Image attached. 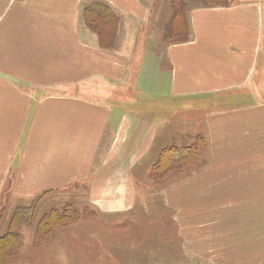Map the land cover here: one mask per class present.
Here are the masks:
<instances>
[{
    "label": "crops",
    "instance_id": "1",
    "mask_svg": "<svg viewBox=\"0 0 264 264\" xmlns=\"http://www.w3.org/2000/svg\"><path fill=\"white\" fill-rule=\"evenodd\" d=\"M159 2L0 0V218L12 206L43 204L41 197L80 186L98 212L127 214L140 199L135 171L197 137L205 138L207 166L160 194L177 238L187 235L185 219L197 216L200 225L206 217L181 203L264 196V178L217 172L230 166L221 161L230 152L225 137L247 138L250 147V131L264 121V0L193 7L188 40L156 51L142 42H166L162 28L173 16L170 2ZM94 3L118 20L113 48L101 49L83 23ZM151 23L155 35L147 34ZM157 57L166 68L155 66ZM246 144L237 150L250 153ZM233 217L210 214V264H238L219 257L240 230Z\"/></svg>",
    "mask_w": 264,
    "mask_h": 264
},
{
    "label": "rangeland",
    "instance_id": "2",
    "mask_svg": "<svg viewBox=\"0 0 264 264\" xmlns=\"http://www.w3.org/2000/svg\"><path fill=\"white\" fill-rule=\"evenodd\" d=\"M159 1L157 0V2ZM168 1L170 2V0ZM184 5L185 12L181 20L184 29L182 24H180V28L171 26L170 18L169 25L164 26L161 32L167 40L166 42L146 43L144 41L142 45L149 50L157 51L167 42L173 44L183 40L186 36L189 37L188 12L193 7L202 5L195 1ZM149 27L146 30L147 34L155 35L154 32L156 31L153 28L156 29V26L151 23V29ZM109 30L110 28L105 29L104 37L105 33L109 35ZM108 38L106 36L105 41L108 42L105 43L112 44L113 48V43H109ZM154 64L157 68H166L161 58L157 57ZM140 75L148 77L146 70H143ZM164 77H166V72H164ZM151 79L155 82L157 80L154 71ZM263 124L264 121L258 127L254 126V130L250 131V147H248V143L246 144L247 138L232 140L230 137H225V150L228 149L230 152L224 153L221 161H225L227 158L230 166L218 170V177H230L239 173L248 178H264ZM229 126L227 125V128ZM257 129L263 131L259 132ZM223 133L229 136L230 132L222 130ZM240 141H244L243 143L247 145L246 148L250 150V153L237 150L238 145L243 144ZM175 143L179 144L178 141ZM206 150L207 148L204 149V153L200 156V164L196 167L171 173L167 176L168 178L162 179L163 181H157L151 174V168L155 161L151 160L142 169L136 170L133 178L136 187L139 189L140 199L135 203L136 206L134 204L133 210L124 215L98 212L94 206L86 201L87 190L85 186L72 187L65 192H56L52 195L53 200L51 201L46 202L45 198L41 197L40 199L44 203L36 205L37 212L35 211L36 215L30 225L23 226L20 230V243L15 247L9 264H210L211 255L209 253H211L210 247L212 246L208 241L211 226L210 214H215V212L235 215L233 221L240 227V230H237L235 234H231L233 241L227 242L226 247L228 246V249L222 250L220 247L219 257L225 259L227 256L230 261L233 260L238 264H264L263 195H260L259 201L243 203H223L221 200L199 204L194 202L181 203L186 211L200 210L201 214L206 217L201 219L200 225L197 222V216L195 219L192 216L185 219L187 235H181L180 238H177V224L173 222V212L167 211L163 207L164 203L161 202L160 194L167 185L178 179L203 171V166H207L208 162ZM220 156L218 155L219 158ZM48 204L59 211L64 206L71 205L74 207L76 215L70 225L59 227L46 238L37 241L35 236L36 223L44 214ZM226 205H228L227 209L224 208ZM16 209H18L16 206H12L10 211L6 209L0 218V237L7 232V222ZM41 213L43 214L41 215ZM228 219L232 220L231 217ZM191 220H195V222L191 223ZM242 226L244 231H242ZM189 238L191 241L188 242Z\"/></svg>",
    "mask_w": 264,
    "mask_h": 264
},
{
    "label": "trees",
    "instance_id": "3",
    "mask_svg": "<svg viewBox=\"0 0 264 264\" xmlns=\"http://www.w3.org/2000/svg\"><path fill=\"white\" fill-rule=\"evenodd\" d=\"M195 1L206 7H224L233 4V0H170L173 10L171 18V26L180 28L184 15V7L186 3ZM83 23L97 36L98 45L101 49L112 48V44H106V36L109 43H113L117 32L118 20L113 12L106 6L100 3L90 4L83 11ZM188 27V26H187ZM109 30V35L104 32ZM185 35V33H183ZM188 36L182 41H187ZM206 147L205 138L197 137L195 142L183 148H167L159 153L157 161L151 168V174L158 181H163L169 174L181 172L186 168H193L200 164V156ZM168 178V177H167ZM163 179V180H162ZM45 194V193H44ZM43 194V195H44ZM38 202V201H37ZM36 201L29 207L18 208L12 214L7 232L0 237V264H9L10 259L15 251V247L20 243L19 233L22 227L30 225L33 217L36 215ZM76 212L71 205L64 206L61 211L50 209L44 213L37 221L35 236L37 241L46 238L50 233L59 227H66L73 221Z\"/></svg>",
    "mask_w": 264,
    "mask_h": 264
},
{
    "label": "bare ground",
    "instance_id": "4",
    "mask_svg": "<svg viewBox=\"0 0 264 264\" xmlns=\"http://www.w3.org/2000/svg\"><path fill=\"white\" fill-rule=\"evenodd\" d=\"M183 25H184V24H183ZM176 123H177V122H176ZM182 127H183V126H182ZM173 128H174V127H173ZM149 187H150V186H149ZM87 216H88V215H87ZM87 216H85V217H87ZM142 227H143V226H142ZM90 240H92V239H90ZM90 240H89V241H90Z\"/></svg>",
    "mask_w": 264,
    "mask_h": 264
}]
</instances>
